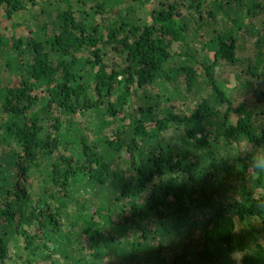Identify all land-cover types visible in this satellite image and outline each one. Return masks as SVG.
<instances>
[{
    "label": "trees",
    "instance_id": "trees-1",
    "mask_svg": "<svg viewBox=\"0 0 264 264\" xmlns=\"http://www.w3.org/2000/svg\"><path fill=\"white\" fill-rule=\"evenodd\" d=\"M148 2L0 0V264H264V0Z\"/></svg>",
    "mask_w": 264,
    "mask_h": 264
},
{
    "label": "rangeland",
    "instance_id": "rangeland-1",
    "mask_svg": "<svg viewBox=\"0 0 264 264\" xmlns=\"http://www.w3.org/2000/svg\"><path fill=\"white\" fill-rule=\"evenodd\" d=\"M142 1H146V3H147V7L148 6H150V3L148 2V0H142ZM165 1H170V2H172V0H154V6H156V7H158L159 6V4H161V3H166ZM1 25H0V28H1V26H2V22L0 23ZM218 75L219 76H223V75H228L229 74V78H230V82H232L233 84H235L236 83V81H235V77H234V74L230 71V70H228V69H226L224 66L223 67H221V68H219L218 70ZM0 77H3L2 75H0ZM236 226H237V234H238V236L240 237V242H241V244H243V242H244V240H243V235H248V233H247V231H246V228H245V226H244V224L243 223H241V222H239L238 220L236 221ZM255 226H257L258 228H261V226H260V224L259 223H257V222H255ZM34 230L35 229H31V232H33L34 233ZM235 259L238 261V259H239V254L236 252V254H235Z\"/></svg>",
    "mask_w": 264,
    "mask_h": 264
},
{
    "label": "clouds",
    "instance_id": "clouds-1",
    "mask_svg": "<svg viewBox=\"0 0 264 264\" xmlns=\"http://www.w3.org/2000/svg\"><path fill=\"white\" fill-rule=\"evenodd\" d=\"M248 168L254 172H264V145L249 149L247 154Z\"/></svg>",
    "mask_w": 264,
    "mask_h": 264
}]
</instances>
